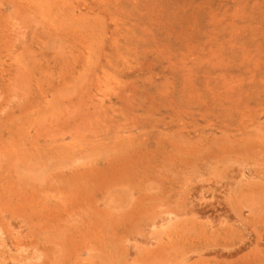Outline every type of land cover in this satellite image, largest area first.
<instances>
[{"label": "rangeland", "instance_id": "rangeland-1", "mask_svg": "<svg viewBox=\"0 0 264 264\" xmlns=\"http://www.w3.org/2000/svg\"><path fill=\"white\" fill-rule=\"evenodd\" d=\"M237 260L264 264V0H0V264Z\"/></svg>", "mask_w": 264, "mask_h": 264}, {"label": "bare ground", "instance_id": "bare-ground-1", "mask_svg": "<svg viewBox=\"0 0 264 264\" xmlns=\"http://www.w3.org/2000/svg\"><path fill=\"white\" fill-rule=\"evenodd\" d=\"M121 156H122V155H121ZM117 159H118V158H117ZM131 165H132V164H131ZM129 167H131V166H129ZM132 167H133V166H132ZM132 167H131V168H132ZM124 168H125V167H124ZM129 169H130V168H129ZM225 169H226V168H225ZM121 171H122V170H121ZM119 172H120V171H119ZM113 175H114V174H113ZM114 176H115V175H114ZM114 176H113V177H114ZM221 176H222V175H221ZM226 176H227V175H226ZM224 177H225V176H224ZM123 179H125V178L123 177ZM135 179H136V178H135ZM218 179H219V178H218ZM219 180H220V179H219ZM229 180H230V179H229ZM122 181H123V180H122ZM231 181H232V180H231ZM227 182H228V180H227ZM222 183H223V182H222ZM139 184H140V183H139ZM194 184H195V183H194ZM232 185H233V184H232ZM192 187H193V186H192ZM75 190H76V189H75ZM195 190H196V189H195ZM217 190H218V189H217ZM185 192H186V191H185ZM226 192H227V191H226ZM231 195H232V194H231ZM73 196H74V195H73ZM213 196H214V195H213ZM187 197H188V196H187ZM252 197H253V196H252ZM262 197H263V196H262ZM224 198H225V197H224ZM137 199H138V198H137ZM192 199H193V198H192ZM226 199H227V198H226ZM226 199H225V201H226ZM227 200H228V199H227ZM84 201H85V200H84ZM193 201H195V200H193ZM213 201H214V200H213ZM222 201H223V200H222ZM29 202H30V201H29ZM186 203H187V202H186ZM224 203H225V202H224ZM239 203H240V202H239ZM193 204H194V203H193ZM230 204H231V202H230ZM233 204H234V203H233ZM35 205H36V204H35ZM223 205H224V204H223ZM137 207H138V206H137ZM178 207H179V206H178ZM186 207H187V206H186ZM231 207H232V206H231ZM231 207H230V208H231ZM180 208H181V207H180ZM199 208H200V207H199ZM32 209H33V208H32ZM178 209H179V208H178ZM176 210H177V209H176ZM182 210H183V208H182ZM186 210H187V209H186ZM130 211H131V210H130ZM184 211H185V210H184ZM38 212H39V211H38ZM174 212H175V211H174ZM45 213H46V212H45ZM179 213H180V211H179ZM53 214H54V213H53ZM225 214H226V212H225ZM226 215H227V214H226ZM220 217H221V216H220ZM43 218H44V217H43ZM159 218H160V217H159ZM230 218H231V217H230ZM85 221H86V220H85ZM185 224H188V222H186ZM180 225H181V224H180ZM224 226L226 227V225H224ZM175 227H176V226H175ZM230 227H231V226H230ZM227 228H228V227H227ZM218 229H220V228H218ZM218 229H217V233H218ZM215 230H216V229H215ZM215 230H214V231H215ZM221 230H222V229H221ZM225 230H226V229H225ZM225 230H224V231H225ZM258 230H259V229H258ZM219 231H220V230H219ZM227 231H228V230H227ZM166 232H167V231H166ZM221 232H222V231H221ZM213 233H214V232H213ZM259 233H260V231H259ZM168 234H169V233H168ZM219 234H220V233H219ZM254 235H255V233H254ZM260 235H262V233H261ZM241 236H242V235H241ZM241 236H240V238H242ZM213 237H214V236H213ZM259 237H261V236H259ZM259 237H258V239H259ZM214 238H215V237H214ZM238 238H239V237H238ZM229 239H230V238H229ZM173 241H174V240H173ZM190 242H191V241H190ZM215 242H216V241H215ZM222 242H226V241H222ZM222 242H221V243H222ZM230 242H231V241H230ZM232 242H233V241H232ZM255 242H256V241H255ZM258 242H259V241H257V243H258ZM262 242H263V241H262ZM191 243H192V242H191ZM219 243H220V241H219ZM250 243H251V241H250ZM189 244H190V243H189ZM223 244H224V243H223ZM226 244H229V243H226ZM233 244H234V243H233ZM251 244H252V243H251ZM253 244H254V243H253ZM183 245H185V244L183 243L182 246H183ZM186 245H187V244H186ZM186 245H185V246H186ZM230 245H231V244H230ZM259 245H260V244H259ZM182 246H181V247H182ZM189 246H190V245H189ZM189 246H187V247H189ZM203 246H204V245H203ZM254 246H255V245H254ZM187 247H185V248H187ZM195 247H196V246H195ZM234 247H235V246H234ZM237 247H238V246H237ZM252 247H253V246H252ZM256 247H258V246H256ZM191 248H194V247H191ZM199 248H200V247H198V249H199ZM235 248H236V247H235ZM235 248H234V250H235ZM249 248H251V247H248V250H247V251H249ZM258 248H259V247H258ZM258 248H256V250H257ZM189 249H190V248H189ZM200 249H201V248H200ZM216 249H217V248H216ZM236 249H237V248H236ZM239 249H240V248H239ZM254 249H255V247H254ZM254 249H253V251H254ZM229 250H230V249H229ZM237 250H238V249H237ZM250 250H252V249H250ZM256 250H255V251H256ZM258 250H259V249H258ZM258 250H257V252H258ZM260 250H261V249H260ZM262 250H263V248H262ZM224 251H225V249H224ZM226 251H227V250H226ZM231 251H233V250H231ZM255 251H254V253H255ZM211 252H212V251H211ZM227 252H228V251H227ZM245 252H246V251H245ZM250 253L252 254L251 251H250ZM202 254H203V253H202ZM257 254H258V253H257ZM257 254H255V256H256ZM259 254H260V253H259ZM261 255H262V254H261ZM159 256H160V255H159ZM251 256H253V254H252ZM259 256H260V255H259ZM243 257H244V256H243ZM260 257H263V256H260ZM235 258H236V257H235ZM239 258H241V256H239ZM249 258H250V256H249ZM236 259H237V258H236ZM236 259H235V260H236ZM245 259H246V257L244 258V260H245ZM256 259H257V258H256ZM260 259H261V258H260ZM262 259H263V258H262ZM240 260H241V259H240ZM240 260H239V262H240ZM244 260H243V261H244ZM250 260H251V259H250ZM250 260H248V261H250ZM231 261H232V260H231ZM231 261H229V262H231ZM260 261H262V260H260ZM225 262H226V261H225ZM229 262H228V263H229ZM233 262H234V261H233ZM236 262H238V260H237ZM239 262H238V263H239ZM246 262H247V261H246ZM252 262H253V261H252ZM250 263H251V262H250ZM258 263H259V262H258ZM230 264H231V263H230ZM236 264H237V263H236ZM239 264H240V263H239ZM256 264H257V263H256ZM262 264H263V263H262Z\"/></svg>", "mask_w": 264, "mask_h": 264}]
</instances>
